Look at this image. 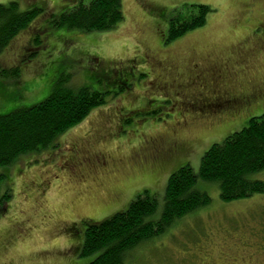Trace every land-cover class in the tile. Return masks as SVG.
I'll list each match as a JSON object with an SVG mask.
<instances>
[{"label": "rangeland", "instance_id": "obj_1", "mask_svg": "<svg viewBox=\"0 0 264 264\" xmlns=\"http://www.w3.org/2000/svg\"><path fill=\"white\" fill-rule=\"evenodd\" d=\"M9 1L41 11L0 51V114L41 101L59 79L113 96L48 147L0 168L1 190L10 193L0 211V264H87L95 256L80 255L81 220L124 211L145 189L157 196L158 218L172 172L183 165L197 171L213 143L264 113L262 102L216 127L190 105L207 95L191 83L176 99L172 84L159 85L169 74L156 65L174 69L170 77L185 85L195 63L210 70L226 59L225 88L255 89L264 83V0H121L123 21L92 32L51 26L80 0L0 3ZM193 3L211 7L205 25L165 43L174 10ZM175 143L178 152L152 163L156 149ZM102 155L108 163L99 167ZM256 177L264 180V171ZM198 187L210 203L139 243L124 264H264V193L222 201L214 183Z\"/></svg>", "mask_w": 264, "mask_h": 264}, {"label": "trees", "instance_id": "obj_2", "mask_svg": "<svg viewBox=\"0 0 264 264\" xmlns=\"http://www.w3.org/2000/svg\"><path fill=\"white\" fill-rule=\"evenodd\" d=\"M40 8L20 10L18 3H0V51L39 14ZM211 7L185 4L175 9L168 21L165 43L202 27ZM121 0H80L59 15L52 27L81 32L109 31L123 21ZM35 43L40 38L35 37ZM18 66L11 76L18 77ZM119 92H114V94ZM111 91L88 86L73 88L59 79L49 95L28 107L0 114V168L12 165L20 156L48 147L59 135L79 124L96 107L104 105ZM264 113L249 118L241 129L213 143L201 156L197 171L183 165L166 182L160 215L158 200L149 190L138 193L127 209L101 222H84L81 256H95L87 264H124L139 243L163 232L175 220L210 203L199 182L214 183L222 201L249 198L264 193ZM4 175L0 173V184ZM10 198L0 187V211Z\"/></svg>", "mask_w": 264, "mask_h": 264}, {"label": "flooded vegetation", "instance_id": "obj_3", "mask_svg": "<svg viewBox=\"0 0 264 264\" xmlns=\"http://www.w3.org/2000/svg\"><path fill=\"white\" fill-rule=\"evenodd\" d=\"M223 66H212L210 65L208 70L207 67L197 65L195 63L193 68L191 69V73L187 75L185 79H189L185 85H183L178 78L170 77L175 70L171 67H165L162 64V61L156 62V65L159 66L163 71H167L168 81L163 80L159 82V85L162 88H165V85H171L174 88L176 99L182 97L181 91H189L188 86H191V83L195 84L204 92L205 97H202L198 100L197 105L194 106V102H192L191 108L200 111L202 114L206 115L207 118L213 120L214 126H227L232 123H235L238 118L246 117L247 114L255 108V104L259 106L263 102L264 104V83L257 86L255 89L249 92H242L240 89L227 90V84L224 83L225 73L227 72L228 68V61H223ZM168 84V85H167ZM181 87H183L181 89ZM201 92V94H202ZM203 94V95H204ZM200 95V92H198ZM260 102V103H258ZM258 103V104H257ZM193 104V105H192ZM183 107L180 106V108ZM197 108V109H196ZM221 120V122H218ZM230 122V123H229ZM181 147V146H180ZM178 148V144L175 143L173 146H170L166 150L156 149L155 154L153 155V164L159 160H163L168 158L171 154L176 153L180 150ZM101 161L98 163L100 164L99 167H103L108 163V157L104 155L100 156ZM81 222H86L85 220H81ZM244 261L242 264H245ZM247 264V263H246Z\"/></svg>", "mask_w": 264, "mask_h": 264}]
</instances>
